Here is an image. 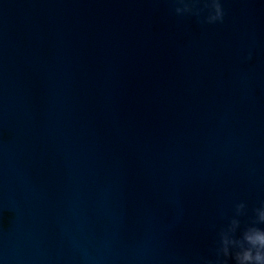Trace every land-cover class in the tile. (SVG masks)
Returning a JSON list of instances; mask_svg holds the SVG:
<instances>
[{
  "label": "water",
  "instance_id": "obj_1",
  "mask_svg": "<svg viewBox=\"0 0 264 264\" xmlns=\"http://www.w3.org/2000/svg\"><path fill=\"white\" fill-rule=\"evenodd\" d=\"M222 2L0 0L3 264H197L264 200V0Z\"/></svg>",
  "mask_w": 264,
  "mask_h": 264
},
{
  "label": "clouds",
  "instance_id": "obj_2",
  "mask_svg": "<svg viewBox=\"0 0 264 264\" xmlns=\"http://www.w3.org/2000/svg\"><path fill=\"white\" fill-rule=\"evenodd\" d=\"M171 7L177 18H194L205 26L223 24L227 15L222 0H171ZM252 59L251 51L243 57ZM220 221L210 225L212 246L197 264H264V200L251 215L245 201H233L229 213L221 211Z\"/></svg>",
  "mask_w": 264,
  "mask_h": 264
}]
</instances>
